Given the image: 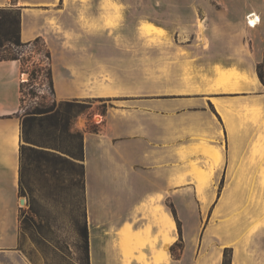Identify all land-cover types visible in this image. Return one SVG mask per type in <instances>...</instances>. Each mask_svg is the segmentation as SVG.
<instances>
[{
    "label": "crops",
    "instance_id": "0c3cea01",
    "mask_svg": "<svg viewBox=\"0 0 264 264\" xmlns=\"http://www.w3.org/2000/svg\"><path fill=\"white\" fill-rule=\"evenodd\" d=\"M217 2L225 10L199 16L205 30L175 35L127 23L125 0H0L19 11L21 41L44 40L55 98L108 103L92 118L97 131L77 125L89 264H185L186 244L178 258L171 252L178 233L167 201L185 242L186 222L196 225L190 264H222L227 246L231 264H264L240 255L264 242V208L246 210L258 214L245 230L230 186L264 183V19L244 18L252 8L260 18L264 3ZM21 75L18 59L0 60V264H31L19 249Z\"/></svg>",
    "mask_w": 264,
    "mask_h": 264
},
{
    "label": "rangeland",
    "instance_id": "374dc122",
    "mask_svg": "<svg viewBox=\"0 0 264 264\" xmlns=\"http://www.w3.org/2000/svg\"><path fill=\"white\" fill-rule=\"evenodd\" d=\"M127 5V23L152 21L162 28L165 32L180 35V32L189 31L193 28L194 31L205 30L202 20L199 21V16L204 12L223 11L221 3L217 0H210L213 2L212 9H205L203 7H196L197 3L201 5L203 0H125ZM249 5L256 6L257 4L264 3V0H243ZM237 11L238 9H234ZM256 8L247 10L244 14L245 20H247L250 14H253ZM264 12V8L261 9ZM0 11L8 12L0 7ZM139 19H141L139 21ZM264 15L260 17L258 23L263 21ZM248 22V21H247ZM164 32V33H165ZM150 34V33H147ZM187 37V36H185ZM159 46H166L170 43L168 40L163 39H151ZM179 42V41H178ZM150 42L146 38L143 40L144 46H149ZM12 46L5 45L0 50V55L7 56L10 54ZM31 54L30 59H26ZM42 53L37 54L35 51L27 49L21 53V57L25 59L23 70H32L34 67L33 62H37L38 58H41ZM23 80L28 79L27 72H21ZM25 88L24 104L27 105L20 112L22 118L26 112H31L37 105H50L55 103L57 106L64 101L58 100L51 93V90L47 86L44 75L40 74V77L35 81V94L30 95L28 89ZM77 106H73L71 110V121L69 125L70 132L80 130L78 126L84 124L87 128H90L95 122L92 118H100L98 114H101L107 108V102L103 100H78ZM33 138L38 143H53L55 136L47 134L46 131L34 127L31 131ZM53 135V136H52ZM73 145L76 144V140H73ZM27 162H32L30 169L24 178L25 187L21 195H19V205L21 208V232H20V244L19 249L28 258L31 264H83V248L82 238L80 237L79 227L85 220L83 215V191L79 189L77 180L79 176L72 169L67 166L63 172V178L56 173V178L42 175L38 172L34 165L36 163L35 155H27ZM50 170L59 168L54 162L41 161ZM222 184V183H221ZM219 184V188H223L224 185ZM80 186V185H79ZM231 189L235 190L242 196L238 203L230 201L234 207H240L244 209V224L246 225L251 219L257 218L256 213L246 214V210H257L258 208H264V183H258L253 185H230ZM234 188L232 190H234ZM24 198L23 203L20 199ZM168 203L171 201H167ZM172 203V202H171ZM173 204V203H172ZM213 202L209 204L206 211L200 216L199 223L202 229L206 219L210 216V209ZM180 220L181 236L177 228V239L179 245L174 246V254L178 257L183 250L184 244H186L185 252V264L191 263V249L195 243L196 238L199 237L196 234V225L194 222H186L185 224V242L182 236V220ZM176 224V221H175ZM86 225L88 229V242H89V222L86 216ZM199 228V229H200ZM181 237V239H180ZM204 240V239H203ZM175 241V242H176ZM232 255H233V248ZM241 253L249 257H254L259 260H264V242H249L240 248ZM173 255V253H172ZM174 256V255H173ZM232 257V256H231ZM176 258V256H175ZM232 259V258H231Z\"/></svg>",
    "mask_w": 264,
    "mask_h": 264
},
{
    "label": "trees",
    "instance_id": "16d2710c",
    "mask_svg": "<svg viewBox=\"0 0 264 264\" xmlns=\"http://www.w3.org/2000/svg\"><path fill=\"white\" fill-rule=\"evenodd\" d=\"M3 10L8 12L0 11V50L5 47V45L12 46V50L9 55H0V60L3 59H18L20 61L21 72L28 73V79L21 82V92L24 94L25 88L33 84L37 78L44 75L46 79L47 86L53 94L52 87V76L50 67V52L47 49L44 40L41 37H36L32 41L23 42L19 36V26H20V14L19 11L12 7H2ZM27 49L35 51L37 54H41V58H38L37 62H33L34 67L30 71L23 70L25 59L21 57V53L25 52ZM29 56L26 59H30ZM256 73L259 80L264 85V56L263 59L256 65ZM30 95H34L35 91L33 87L28 89ZM64 101L60 105L55 103L50 105H37L31 112H26V114L21 118V142H20V167H19V195L24 191L25 187V176L27 171L30 169L32 162L26 161L27 155H35L36 163L34 168L42 173V175L56 178V173L63 178V172L66 170L67 166L72 167V169L79 176L77 180V185L79 189L83 191V215L85 220L79 227L80 237L82 238V248H83V264H89V242H88V229L86 225V212H85V195H84V168H83V158H84V144H83V131L76 130L70 132L69 125L71 121V110L73 106H77L78 100H61ZM27 105L24 104V97H21V110ZM105 111V110H104ZM103 111V112H104ZM102 112V113H103ZM36 127L38 129L46 131L47 134H52L54 137L53 143H38L32 136V129ZM91 131L98 130V124L94 123L90 128ZM52 135V136H53ZM76 140V144L73 145V140ZM41 161H51L58 165L59 168L50 170L46 165L40 163ZM80 185V186H79ZM170 207L178 232L181 236V226L180 220L177 217L176 209L171 202H167ZM20 232H21V208H20ZM181 239V237H180ZM175 245H179V242H175L171 246V252L176 258L178 256L174 254L173 248ZM232 249L227 246L223 249L222 264H231Z\"/></svg>",
    "mask_w": 264,
    "mask_h": 264
},
{
    "label": "bare ground",
    "instance_id": "6f19581e",
    "mask_svg": "<svg viewBox=\"0 0 264 264\" xmlns=\"http://www.w3.org/2000/svg\"><path fill=\"white\" fill-rule=\"evenodd\" d=\"M248 19L250 20V23H251L252 26H255L260 20V18L258 16H256L254 13L250 14L248 16L247 20ZM142 24H143V26H145L144 29H146V30H149V29H151V30H159V31L162 30L161 28L157 27L154 22L144 21ZM247 24H248V22H247Z\"/></svg>",
    "mask_w": 264,
    "mask_h": 264
},
{
    "label": "built area",
    "instance_id": "2783aa9c",
    "mask_svg": "<svg viewBox=\"0 0 264 264\" xmlns=\"http://www.w3.org/2000/svg\"><path fill=\"white\" fill-rule=\"evenodd\" d=\"M247 21H248V24L251 25L250 20L248 19ZM251 26H252V25H251ZM21 77H22V76H21ZM26 80H27V79H26ZM26 80H23V78H22V82H23V81H26ZM29 86L35 88V82H34L33 84L29 85ZM21 94H22V92H21ZM22 96L25 97V94H22Z\"/></svg>",
    "mask_w": 264,
    "mask_h": 264
},
{
    "label": "water",
    "instance_id": "95a60500",
    "mask_svg": "<svg viewBox=\"0 0 264 264\" xmlns=\"http://www.w3.org/2000/svg\"><path fill=\"white\" fill-rule=\"evenodd\" d=\"M24 201H25V199H24V198H21V199H20V202H21V203H23Z\"/></svg>",
    "mask_w": 264,
    "mask_h": 264
}]
</instances>
